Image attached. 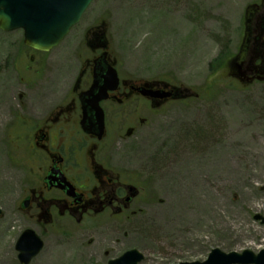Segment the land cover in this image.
<instances>
[{
  "label": "rangeland",
  "instance_id": "rangeland-1",
  "mask_svg": "<svg viewBox=\"0 0 264 264\" xmlns=\"http://www.w3.org/2000/svg\"><path fill=\"white\" fill-rule=\"evenodd\" d=\"M251 1L93 0L57 47L36 54L32 85L71 83L77 52L89 51L87 30L103 21L122 73L163 78L199 96L142 111L148 124L116 143V168L144 190L143 204L124 218L98 216L97 229L68 220L47 229L48 246L32 264H106L130 248L145 253L140 264H181L203 261L214 248H264V224L255 219L264 215V82H234L228 69ZM34 53L23 30L0 29V264H17L15 242L25 228L40 232L18 209L31 172V125L17 120L28 114H13L24 105L21 77L33 75Z\"/></svg>",
  "mask_w": 264,
  "mask_h": 264
},
{
  "label": "flooded vegetation",
  "instance_id": "flooded-vegetation-1",
  "mask_svg": "<svg viewBox=\"0 0 264 264\" xmlns=\"http://www.w3.org/2000/svg\"><path fill=\"white\" fill-rule=\"evenodd\" d=\"M93 45L86 56L77 52L80 66L71 83L64 79L32 85V79L39 76V68L33 67L36 54H30L32 64L28 70L34 69L31 78L20 76L25 91L19 97L24 105H19L21 113L13 114H28L19 115L17 120L31 125L25 149L31 172L24 183L18 209L29 222L38 226L43 236L49 232L47 229L52 230L65 220L78 228L86 222L87 227L97 229L99 225L94 222L98 216L124 218L134 213L138 208L136 204H143L142 199H145L144 190L133 183L134 179L116 168L119 160L115 145L126 138L128 132L133 135L147 124L148 118L142 111L152 112L155 105L165 102L167 98L155 96L171 87H167L168 82L163 78L122 73L109 48V61L115 62L119 81L100 103L105 114V134L99 138L85 132L81 94L92 87L95 61L104 52L96 48L95 40ZM50 60H41L38 64L42 66ZM230 61V72L240 82L252 85L264 81V0L247 4L243 30ZM37 98L45 101V106L38 110L32 105ZM46 246L44 240L43 249Z\"/></svg>",
  "mask_w": 264,
  "mask_h": 264
},
{
  "label": "water",
  "instance_id": "water-1",
  "mask_svg": "<svg viewBox=\"0 0 264 264\" xmlns=\"http://www.w3.org/2000/svg\"><path fill=\"white\" fill-rule=\"evenodd\" d=\"M92 0H0V28L24 30L25 43L33 48L49 50L59 44L70 29L76 25ZM102 47H107L104 30L100 29ZM105 57V56H104ZM117 72L106 61H100L96 69L95 85L83 98L85 109V126L88 130L96 129L102 135L104 123L103 112L99 101L106 97V91L117 82ZM167 93L166 96H169ZM97 125H92L93 121ZM1 214V209H0ZM264 224V216L255 215ZM43 247L42 239L32 229L25 230L17 240L16 248L19 251L21 264H28ZM144 259V254L138 249L124 253L108 264H138ZM264 264V249L258 254L246 249L242 253L232 251L225 253L215 248L207 260L182 264Z\"/></svg>",
  "mask_w": 264,
  "mask_h": 264
},
{
  "label": "bare ground",
  "instance_id": "bare-ground-1",
  "mask_svg": "<svg viewBox=\"0 0 264 264\" xmlns=\"http://www.w3.org/2000/svg\"><path fill=\"white\" fill-rule=\"evenodd\" d=\"M231 229H233L234 228V226L230 223L229 225H228ZM240 233H239V231H237L236 232V236H238Z\"/></svg>",
  "mask_w": 264,
  "mask_h": 264
}]
</instances>
